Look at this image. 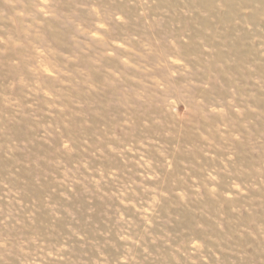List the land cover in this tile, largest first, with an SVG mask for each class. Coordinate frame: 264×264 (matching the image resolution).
<instances>
[{
	"label": "rangeland",
	"instance_id": "rangeland-1",
	"mask_svg": "<svg viewBox=\"0 0 264 264\" xmlns=\"http://www.w3.org/2000/svg\"><path fill=\"white\" fill-rule=\"evenodd\" d=\"M0 264H264V0H0Z\"/></svg>",
	"mask_w": 264,
	"mask_h": 264
}]
</instances>
